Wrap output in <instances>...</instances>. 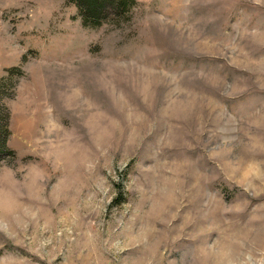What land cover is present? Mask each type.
Masks as SVG:
<instances>
[{
	"label": "rangeland",
	"instance_id": "1",
	"mask_svg": "<svg viewBox=\"0 0 264 264\" xmlns=\"http://www.w3.org/2000/svg\"><path fill=\"white\" fill-rule=\"evenodd\" d=\"M0 105V264H264V0H0Z\"/></svg>",
	"mask_w": 264,
	"mask_h": 264
},
{
	"label": "trees",
	"instance_id": "2",
	"mask_svg": "<svg viewBox=\"0 0 264 264\" xmlns=\"http://www.w3.org/2000/svg\"><path fill=\"white\" fill-rule=\"evenodd\" d=\"M135 0H67L74 5L77 15L84 27L97 28L109 17L116 18L130 10ZM7 77L14 73L20 74V69L12 67L6 70ZM4 78L1 80V82ZM6 80V79H5ZM9 113L6 107L0 105V159L3 156L13 155L6 146Z\"/></svg>",
	"mask_w": 264,
	"mask_h": 264
},
{
	"label": "clouds",
	"instance_id": "3",
	"mask_svg": "<svg viewBox=\"0 0 264 264\" xmlns=\"http://www.w3.org/2000/svg\"><path fill=\"white\" fill-rule=\"evenodd\" d=\"M256 2H257V3H259V2H260V0H256Z\"/></svg>",
	"mask_w": 264,
	"mask_h": 264
}]
</instances>
